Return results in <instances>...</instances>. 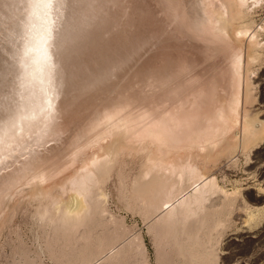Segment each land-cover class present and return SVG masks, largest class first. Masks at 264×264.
<instances>
[{
	"label": "bare ground",
	"instance_id": "bare-ground-1",
	"mask_svg": "<svg viewBox=\"0 0 264 264\" xmlns=\"http://www.w3.org/2000/svg\"><path fill=\"white\" fill-rule=\"evenodd\" d=\"M173 2L61 0L56 4L54 0L49 10L36 7L38 0H0V174L4 171L0 200L25 177H31L29 184L37 181L39 186L45 178L42 171L29 174L36 167L34 162L40 160L38 149L79 128L77 134L73 133L74 145L102 125L105 130L88 145L101 144L108 138L111 142L101 145L102 154L96 152L92 158H84L80 171L69 180L76 186L72 189L76 197L51 199L52 210L47 208L42 216L49 214L53 224L79 223L91 212L88 196L91 186L94 189L97 185V174L126 154L125 150L118 152V143L124 149L141 148L139 145L149 149L143 180L168 173L178 183L184 182L187 174L193 180L197 178L188 161L193 153L209 158L211 153L207 152L217 147L237 146L235 134L226 136L236 129L242 116L239 106L245 55L240 44L247 33L239 30L242 37L238 39L232 29L231 0H199L200 10L194 15L185 5L175 8ZM248 2L235 0L241 7ZM190 34L205 47L194 45ZM156 41L162 45L159 65L156 67L150 56L147 71L134 72L122 81L125 68L139 51L147 46L154 48ZM214 45L216 52L220 48L230 50L228 86L221 90L211 82L206 85L198 70L204 58L210 60L213 56L210 52ZM244 94L248 100V87ZM144 103V111L137 108ZM133 111L137 113L133 115ZM138 113L143 121L152 119L147 128L133 124L136 117L132 119V115ZM21 116L31 118L14 127ZM247 119L239 133L241 139L251 143L264 133V121L258 124L256 117ZM54 151H48L50 156ZM14 164L18 166L5 175V169H12ZM215 185L213 179H204L196 187L198 195L193 203L204 201ZM32 191L36 198L47 195L37 188ZM189 203L184 199L180 205Z\"/></svg>",
	"mask_w": 264,
	"mask_h": 264
},
{
	"label": "rangeland",
	"instance_id": "rangeland-1",
	"mask_svg": "<svg viewBox=\"0 0 264 264\" xmlns=\"http://www.w3.org/2000/svg\"><path fill=\"white\" fill-rule=\"evenodd\" d=\"M198 1L174 0L173 5L175 8L185 5L184 8L194 15L200 10ZM229 4L233 31L238 35L239 30L247 33L243 37L237 35L238 39H243L240 45L245 55L243 99L239 106L242 116L236 129L226 136L235 134L234 140L238 144L231 148L217 147L213 152H207L211 153L209 158L193 153L188 159L199 178L213 179L217 187H208L204 201L194 204L197 189L203 184L196 187L203 178L200 181L197 176L193 180L187 174L184 182L178 183L166 173L153 180H143L149 149L143 145L124 149L118 143V152L125 150L126 154H122L105 172L97 174V185L94 189L91 186L92 194L88 196L92 200L91 212L85 214L79 223L53 224L48 220L49 214L46 217L42 214L47 208L52 210V201L56 198L68 200L76 197L72 190L76 186L70 185L69 180L80 171L84 158L90 159L96 152L102 154L103 151H99L101 145L107 146L111 142L108 138L101 144L88 145L93 137L105 130V125L83 136L76 145L71 142L80 128L67 132L62 136L64 140L55 141L58 145L52 141L38 149L40 160L36 162L38 165L34 162L36 169L29 174L42 171L43 182L39 186L35 184L37 181L31 185L28 183L31 177H25L0 200V264H264V133L251 143L241 139L239 133L247 118H258V124L264 121V0H249L242 7L235 0ZM191 37L194 45L205 47L204 42ZM154 44V48L152 45L139 51L125 68L123 79L127 77L122 81L134 72L147 71L150 56L154 65H159L163 58L162 45L160 41ZM212 47L210 53L213 56L210 60L204 58L198 70L206 85L211 82L221 90L228 86L230 50L220 48L222 51L218 47L216 52V46ZM220 77L223 78L220 80ZM246 87L248 100L244 94ZM145 105L137 108L142 109ZM135 113L133 111V115ZM133 115L132 119L136 117L133 124H139L138 127L147 128L151 124L152 119L143 121L140 113ZM198 145L202 146L201 143ZM46 150L57 155L62 153V156L58 155V158L52 154L55 159H50L51 152ZM16 166L11 165V168ZM13 168L5 169L8 171L5 175L11 174ZM1 174L0 177L4 173ZM35 186L37 190L46 191L47 198L34 197L36 192L32 190L36 189ZM184 199L190 203L182 207L180 202Z\"/></svg>",
	"mask_w": 264,
	"mask_h": 264
},
{
	"label": "snow or ice",
	"instance_id": "snow-or-ice-1",
	"mask_svg": "<svg viewBox=\"0 0 264 264\" xmlns=\"http://www.w3.org/2000/svg\"><path fill=\"white\" fill-rule=\"evenodd\" d=\"M56 4H60L61 0H55ZM54 5V0H38L36 7H43L45 9L51 10ZM31 117L21 116L16 121H14L13 126H18L21 121L30 119Z\"/></svg>",
	"mask_w": 264,
	"mask_h": 264
}]
</instances>
